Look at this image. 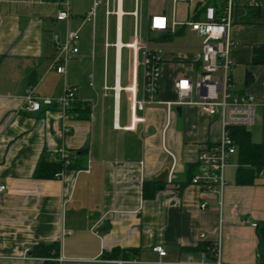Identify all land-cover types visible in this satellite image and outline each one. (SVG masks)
Returning <instances> with one entry per match:
<instances>
[{"label":"crops","instance_id":"0c3cea01","mask_svg":"<svg viewBox=\"0 0 264 264\" xmlns=\"http://www.w3.org/2000/svg\"><path fill=\"white\" fill-rule=\"evenodd\" d=\"M61 1L0 0V182L7 185L0 193V264H103L124 254L135 264H190L189 256L197 258L200 245L218 238L223 264L263 261L259 229L264 224V169L253 184L237 183V151L226 168L222 195L191 183L201 168L198 154L219 136L220 121L197 106L180 105L168 123L165 105L157 104L137 110L136 116L146 120L129 129V93L121 90L116 97L114 90L104 88L115 81V47L106 54L105 35L92 42L82 38L89 21L85 14L73 13L71 20L72 28L78 21L74 29H80L83 57L68 62L67 74L53 69V32L63 22L57 20ZM212 4L220 9L224 0ZM231 15L230 36L237 42L231 50L232 76L237 90L259 101L257 121L249 130L260 143L264 61L256 62L254 56L259 49L264 58V0H232ZM112 36L115 40L110 24L114 41ZM198 52L166 49L163 100L176 98V79ZM121 70L122 54L120 83ZM130 79L131 70L128 83ZM67 85H79V97L94 101L75 102L67 112L42 102L45 96H61ZM29 87L41 102L38 111L25 108ZM165 147L174 153L175 163ZM63 152L75 161L74 167L60 176L39 170ZM203 202L207 207L202 208ZM53 242L59 245L56 255L38 254V245ZM155 245H163L167 254L154 251Z\"/></svg>","mask_w":264,"mask_h":264},{"label":"built area","instance_id":"2783aa9c","mask_svg":"<svg viewBox=\"0 0 264 264\" xmlns=\"http://www.w3.org/2000/svg\"><path fill=\"white\" fill-rule=\"evenodd\" d=\"M34 3L36 0H27ZM133 10L123 9V0H106L105 9V49L106 54L110 47H115L116 75L113 85L105 83L106 90H114L119 97L120 91L125 90L131 99L133 121L128 126L134 128L136 122L145 121L144 116H136L137 110H144L149 105L164 104L166 107L168 123L175 106L194 105L201 111L220 121L219 136L206 145L198 154L201 164L200 170L191 176V183L202 186L208 190L218 191L221 195L226 184L225 171L230 158L237 153V144L232 136L235 126L250 128L257 121V97L249 92L237 90L232 76L234 60L231 50L237 45L230 36L233 23L231 15V1L224 0V6L218 8L214 4L198 2L190 11L191 19L178 22L166 14L164 6L159 10H150L147 16V35L141 32L142 0H134ZM191 0H172L176 5L180 2ZM103 0H93L92 6L84 18L95 19L97 8ZM57 20L67 21L68 27L64 39L54 34L57 54L53 58L52 68L59 73L67 74L68 62L81 58L83 55L79 49V30L71 26L74 16L72 0H62ZM120 9L122 13L120 14ZM115 16V40L110 39L111 17ZM131 15L133 18V30L130 40L123 42L121 38L123 30V18ZM121 18V24H120ZM186 38L184 42H175L174 38ZM197 48L198 55L190 66L175 82L176 98L163 100L160 97L161 79L165 51L168 48ZM128 48L131 51V79L127 85H121L120 60L122 50ZM94 57V50L92 51ZM92 74L90 78L92 79ZM93 84V82H91ZM79 85H67L63 94L58 97L45 96L42 102L46 105H57L63 112H67L75 102L92 103L93 99L82 100L79 97ZM142 93L141 97L138 94ZM25 108L30 111L41 109V102L37 99L34 88L29 87L25 94ZM176 161L175 155L165 147ZM61 159L70 163L71 159L66 152L60 154ZM62 175V172L56 174ZM7 189V185L0 182V193ZM207 202L202 203V208L207 207ZM257 226L256 222L252 223ZM205 237V234L201 235ZM154 251L161 256L167 254L163 245H155ZM63 261V257L58 258ZM100 262V261H99ZM135 259H107L103 264H135ZM190 264H223L221 260V243L218 238L207 248L200 247L198 257L189 256ZM257 264H264L259 261Z\"/></svg>","mask_w":264,"mask_h":264},{"label":"rangeland","instance_id":"374dc122","mask_svg":"<svg viewBox=\"0 0 264 264\" xmlns=\"http://www.w3.org/2000/svg\"><path fill=\"white\" fill-rule=\"evenodd\" d=\"M204 2L205 0H191L189 2H180L176 5L173 4L172 0H142V23H141V32L143 35H147V16L150 10H159L162 6L165 8L166 14L171 18H174L178 22L188 21L191 19L192 14L190 11L198 4V2ZM93 0H72L73 13H77L80 15H86L92 6ZM135 5L134 0H123V9L124 10H133ZM60 6H58V9ZM105 9H106V0L98 6L97 8V16L95 19V27L94 20L89 19V21L84 24L82 28V38L86 36L92 42L97 39V41L102 40L105 35ZM133 18L131 15H125L123 18V42H128L131 37V33L133 30ZM78 21L75 22L77 24ZM60 24V23H59ZM73 25L75 28L77 25ZM66 22L63 21L57 28H55V34L60 35L62 39L66 36ZM115 29V16L111 17V30ZM95 33V37H94ZM53 35V34H52ZM112 40H114L112 36ZM173 40L175 42H184L186 38L176 37ZM113 49L111 50V54L109 57V70H110V83H113ZM131 70V51L128 48H124L122 51V70H121V84L124 86L128 83V77L130 75ZM161 87H162V79H161ZM162 98V97H161ZM126 101V92H122V103L125 104Z\"/></svg>","mask_w":264,"mask_h":264},{"label":"trees","instance_id":"16d2710c","mask_svg":"<svg viewBox=\"0 0 264 264\" xmlns=\"http://www.w3.org/2000/svg\"><path fill=\"white\" fill-rule=\"evenodd\" d=\"M215 0H207L206 3L212 4ZM254 60L256 62L264 61V58L259 56V49L256 50ZM249 77L247 80L249 81ZM232 136L237 144L238 148V159L239 165L237 171V183L239 184H253L255 178L264 169V142H255L252 139L251 132L249 128L242 126H235L232 129ZM71 159V157H70ZM75 166V161L71 159L70 163H67L66 159L58 158L55 161L48 162L46 165H41L39 170H44L43 173L46 175L54 176L61 171H65L70 167ZM261 242H264V224L259 229ZM212 246V243H204L200 247L207 248ZM59 245L56 242L41 244L37 246L38 254L41 256H51L57 254ZM54 251V252H53ZM124 258L128 259L127 254L123 255ZM111 257V255H110ZM50 264H56L55 261L48 262Z\"/></svg>","mask_w":264,"mask_h":264},{"label":"bare ground","instance_id":"6f19581e","mask_svg":"<svg viewBox=\"0 0 264 264\" xmlns=\"http://www.w3.org/2000/svg\"><path fill=\"white\" fill-rule=\"evenodd\" d=\"M122 13V9H120V14ZM120 21H121V18H120Z\"/></svg>","mask_w":264,"mask_h":264},{"label":"water","instance_id":"95a60500","mask_svg":"<svg viewBox=\"0 0 264 264\" xmlns=\"http://www.w3.org/2000/svg\"><path fill=\"white\" fill-rule=\"evenodd\" d=\"M175 108H179V107L175 106Z\"/></svg>","mask_w":264,"mask_h":264}]
</instances>
